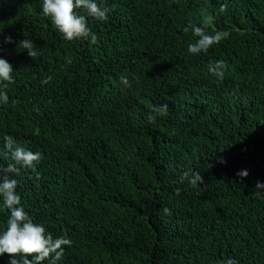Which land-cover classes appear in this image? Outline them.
Listing matches in <instances>:
<instances>
[{
  "label": "trees",
  "instance_id": "1",
  "mask_svg": "<svg viewBox=\"0 0 264 264\" xmlns=\"http://www.w3.org/2000/svg\"><path fill=\"white\" fill-rule=\"evenodd\" d=\"M98 2L110 11L88 17L93 45L64 40L41 0H0V58L15 72L0 147L12 136L43 155L15 177L21 204L71 240L60 264H264V199L253 196L264 183V0ZM190 25L230 35L193 55ZM24 38L37 57L18 48ZM217 60L223 81L207 70ZM189 170L199 186L179 183ZM8 215L0 207V230Z\"/></svg>",
  "mask_w": 264,
  "mask_h": 264
},
{
  "label": "clouds",
  "instance_id": "2",
  "mask_svg": "<svg viewBox=\"0 0 264 264\" xmlns=\"http://www.w3.org/2000/svg\"><path fill=\"white\" fill-rule=\"evenodd\" d=\"M41 15L48 17L55 25L56 30L66 41L87 40L90 44H97L98 37L88 26V17L98 21H107L110 9L102 6L98 0H41ZM227 10V5L220 6V11ZM83 13V14H82ZM215 20L214 15H207L206 21L210 24ZM193 35L198 37L193 43L187 45L189 54L198 55L207 53L213 46L219 45L222 40L229 37L227 31H216L208 34L203 27L190 25ZM187 30V29H186ZM6 43H12L11 37L6 38ZM23 47L31 58L38 56L32 40L24 38L19 41L18 48ZM226 64L224 61H214L209 64L208 72L217 80L225 78ZM12 65L0 58V105L9 100L6 89L15 83ZM51 80V76L42 83ZM120 83L129 86V80L125 76L120 77ZM157 111L168 112V105H160ZM154 119L150 117V120ZM5 167L0 164V207L8 210L6 227L0 230V256L8 254L10 264H60L65 254V247L70 246L71 240L63 236L53 237L42 223H37L21 204V196L17 191L18 180L15 178L22 171L35 170L43 155L40 151H32L20 144L12 136H5L3 146L0 147V160H9ZM249 175L246 169L237 173L241 179ZM39 179V174L36 175ZM181 185L191 187L202 183V176L196 171H185L179 178ZM179 193L180 189L176 190ZM253 196L264 199V183L257 181ZM164 213L170 210L164 208ZM31 257V259H29ZM225 264H239V260L228 258Z\"/></svg>",
  "mask_w": 264,
  "mask_h": 264
}]
</instances>
